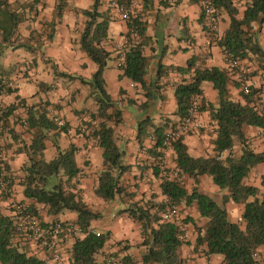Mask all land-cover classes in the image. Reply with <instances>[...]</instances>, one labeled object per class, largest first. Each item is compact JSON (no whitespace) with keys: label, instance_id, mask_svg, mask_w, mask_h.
<instances>
[{"label":"crops","instance_id":"obj_1","mask_svg":"<svg viewBox=\"0 0 264 264\" xmlns=\"http://www.w3.org/2000/svg\"><path fill=\"white\" fill-rule=\"evenodd\" d=\"M93 1L66 0L65 9L57 15L56 0H0V19L6 20L4 25H11L14 13L20 17V21L11 29L13 32L10 31L11 33L4 40L2 38L4 33L0 29L1 85L4 87L8 82L12 83V86L7 87L6 92L0 97L5 107H15L13 114L7 116L2 138L5 165L15 177L12 183L14 200L23 202L28 208L34 207L42 222H76L75 212L65 211L47 216L42 204L34 203L22 193L20 178L28 159L23 144H29L33 139V130L24 124L27 119L26 109L29 106L35 108L46 106L48 114L51 117L56 114L63 118L67 125L73 128L74 134L57 132L56 129L49 131L44 140V158L49 160L55 156L54 141L61 149L73 144L77 148L75 161L80 169L77 183L74 182L75 179L73 182L76 183L80 197L91 209L96 207L101 216L104 210L108 213L110 210H115V213H118L112 214L114 218L112 224H106L103 228H98L101 224V216L91 222L90 226L93 229L110 233L102 254L98 255V260L102 261L108 253L117 251L120 246L116 242L121 240L128 241L127 243L131 245L129 253L139 259L137 246L141 241L139 224L135 229V222L122 209L131 203V199L141 203L148 200L159 202L164 196L159 188L160 176L154 173L156 157L153 153L156 138L152 140V136L155 137L153 128L148 127V134L139 141L138 122L145 117H151L153 125H167L164 128L166 130L179 120L175 114L174 89L181 79H188L189 74H181L175 67H185L189 59L195 58L198 65L217 66L228 70L217 39L228 27L229 16L225 10H217L213 29L207 24L205 17L202 18V9L197 0H140L136 8V17L144 23V36L141 37L142 53L148 59L144 85H140L126 77H121L122 70L116 65L118 51H122L126 46L127 24L116 15L110 5L112 0H100L98 6L100 19L108 21L107 38L102 44L111 52V59L104 68L103 78L105 88L115 102V108L121 112V122L111 125L114 129L116 145L122 152L121 163L128 166V170L120 178V184L127 193L131 194V197L124 199L104 201L94 193L98 175L104 167L102 148L93 138L86 135L88 129L82 134L78 127L82 117L83 120H87L89 112L96 110L97 105L90 94L89 85L61 74L67 73L90 79L97 68L95 62L80 48L79 42L86 18L82 10L91 8ZM247 1L234 0L239 15H242ZM259 43L264 49V26L259 33ZM52 63L55 64L54 67ZM243 65L249 71L250 85L258 88L263 83L261 72L256 70L257 66L252 61H242ZM24 66L27 67L26 72L21 71ZM57 71L58 75H56ZM47 85L52 87L48 88ZM8 88L12 91L7 92ZM202 91L206 103L216 104L217 92L209 82L202 84ZM229 91L233 98L244 102L240 88L234 83L229 84ZM56 92L57 95H61V100L57 99V110L53 111L51 109L56 100ZM68 93L73 94L74 98L71 102L67 99ZM256 101L257 106L264 109V91L257 95ZM199 119L203 123V128L184 135L182 141L191 155L212 156L215 125L210 119L208 110L199 111ZM244 132L252 148L264 153V128L247 126ZM233 149L237 152L239 144ZM165 154L167 165L169 168H174L173 148L167 149ZM256 170H263L264 174V163L255 166L245 182L258 186L264 194V186L248 181L251 176L254 177ZM187 179L192 187L191 178L187 177ZM198 186L199 191L209 194L219 203L222 194L226 193L220 190L207 175L201 176ZM186 188L191 189L187 186ZM187 208L188 210L192 208L193 213L188 215L198 225L205 222L198 216L194 206ZM225 208L232 222L240 221L242 204L228 201L225 203ZM0 209L7 215L13 210L12 199L4 196L3 193H0ZM132 227H134V235L129 233ZM187 228L191 239L189 244L183 245L180 250V256L185 259V264H221L220 256L213 255L207 258L201 253L192 251L195 231L190 223ZM73 242L74 238L67 237L61 243L62 254L67 263ZM27 246L30 253L43 258V249L34 244ZM258 254L264 264V245L259 247Z\"/></svg>","mask_w":264,"mask_h":264},{"label":"trees","instance_id":"obj_2","mask_svg":"<svg viewBox=\"0 0 264 264\" xmlns=\"http://www.w3.org/2000/svg\"><path fill=\"white\" fill-rule=\"evenodd\" d=\"M213 4L215 18L217 10L220 9L225 10L229 16L228 27L217 39L218 46L223 53H230L241 63L252 61L257 66L256 70L261 72L263 83L258 88L249 85L250 91L245 93L241 89V82L234 79L229 70L217 66L198 65L195 58L189 59L185 67H175L181 74H189L188 79H181L175 86V114L179 119L185 117L192 99H199V111L208 110L215 125V136L212 141L214 155L193 156L180 138L172 145L174 168L178 170L180 176L191 178V189L188 190L178 178H160L159 188L164 196L163 200L159 202L148 200L142 203L132 201L122 209L129 218L139 224L141 236V241L137 243L139 259L129 253L131 245L121 240L116 242L120 246L117 251L108 253L102 261L98 260V255L102 254V249L110 238V233L105 231L96 235L88 230L91 222L97 220L101 213L92 210L76 189L80 171L75 161L77 148L70 144L66 149H61L54 141L56 154L49 160L45 159L44 140L48 132L54 129L62 132L64 128L56 125L46 106L39 108L29 106L26 109L27 119L24 124L33 130V139L31 143L23 144L28 159L20 178L22 193L34 203L42 204L47 216L65 211L77 214L75 223L82 228L84 234L74 237L67 264H105L108 255L117 257L119 264H185V259L180 256L184 243L180 239L179 228L174 223L161 219V212L167 202L185 207L194 206L198 216L205 220L202 225H198L191 216L183 220L186 226L189 223L193 225L194 253H201L207 258L213 255L220 256L221 264H257L258 249L264 245V194L258 186L247 184L244 180L249 177L255 166L264 163V153L252 148L245 137L244 129L247 126L264 128V115L260 113L256 103L257 95L264 91V49L259 43V33L264 26V0H248L242 15H239L234 0H213ZM99 5L100 0H94L91 8L82 10L86 18L79 40L80 48L97 65L95 72L90 79L67 73L61 74L69 79H79L90 87V94L97 107L88 114L87 123L90 125L93 122V126L91 125V128L84 126V130L88 129L86 135L93 138L102 148L104 166L98 175L94 193L104 201H113L131 197V194L120 184V178L128 170V166L121 163L122 152L116 145L111 125L121 122V112L115 108V102L105 88L103 71L111 59V52L102 44L107 38L108 21L100 19ZM65 6L66 0H56V14L60 15ZM11 21L13 22L8 26L4 25L6 22L4 18L0 19L3 40L13 32L11 29L20 21V17L14 13ZM133 25L140 40L132 42L129 39L121 51L124 58V65L120 68L121 77L144 85L148 66V59L142 53L141 43L144 23L137 17L133 20ZM247 75L250 78V74ZM205 82H209L216 90V104L206 103L203 99L202 84ZM231 83L240 88L244 102L231 96L229 91ZM11 91V88H8L7 92ZM14 108L5 107V124L7 116L13 114ZM150 126L156 138L153 154L157 157L161 137L167 125L155 126L151 117L141 119L137 128L139 141L148 134L147 129ZM236 144H239L237 152L233 149ZM222 152H224L222 157L218 158ZM154 173L159 176L156 166ZM202 175H207L220 190L226 192L222 194L220 203L209 194L199 191L198 185ZM74 179L76 183L73 182ZM262 185L264 186V178ZM228 201L243 205L240 221L232 222L229 219L225 208ZM29 209L39 216L34 207L29 206ZM27 245L15 239L12 218L0 209V264H47L45 259L30 253Z\"/></svg>","mask_w":264,"mask_h":264},{"label":"built area","instance_id":"obj_3","mask_svg":"<svg viewBox=\"0 0 264 264\" xmlns=\"http://www.w3.org/2000/svg\"><path fill=\"white\" fill-rule=\"evenodd\" d=\"M140 0H112L110 5L114 9L115 13L119 18L127 24V35L125 37V44L130 39L132 42H138L140 40L139 34L137 33L136 27L133 25V20L137 18V5ZM202 12L204 14L207 24L214 29L215 25V8L213 0H197ZM225 61L228 66L229 72L232 77L241 82V89L248 93L250 91V78L247 75V71L242 66V63L234 58L230 53H223ZM117 67L121 68L124 65V58L121 51L117 53ZM21 71L26 72L27 67H22ZM12 83L8 82L6 86L0 85V96L6 92L7 87H11ZM134 86V84H131ZM260 113L264 115V109L260 108ZM5 106L0 97V193H3L8 198L12 199L13 210L10 214L14 227H15V239L21 243L34 244L40 249L44 250L43 259L51 262L52 264H67L63 257L61 250V243L67 237L82 236V228L75 222H42L39 217L21 201L14 200V189L13 180L14 175L10 173L5 165V155L2 148V138L5 131ZM53 121L60 128H64L66 134H74L73 128L69 127L65 120L59 116H52ZM203 128V123L199 119V99L193 98L187 115L179 121L164 130L161 137V144L158 148L159 155L155 158V165L158 168L160 178H183L180 176L176 168H169L166 159V150L172 148L174 142L182 138L184 135L199 131ZM85 131L83 127L80 128ZM152 140L155 137L152 136ZM224 152L218 155L221 158ZM161 219L170 221L177 225L181 234L180 239L186 245L191 239L190 231L183 222L182 210L178 205L171 202H167L165 209L161 212ZM89 231L99 235L100 232L93 229L91 226L88 228ZM257 264H261L259 254L256 255ZM105 264H119L117 257L108 256L105 259ZM263 264V263H262Z\"/></svg>","mask_w":264,"mask_h":264},{"label":"rangeland","instance_id":"obj_4","mask_svg":"<svg viewBox=\"0 0 264 264\" xmlns=\"http://www.w3.org/2000/svg\"><path fill=\"white\" fill-rule=\"evenodd\" d=\"M69 9H71L70 7H69ZM52 66L54 67L55 66V64L54 63H52ZM243 67H244V69L246 70V67L243 65ZM247 71V73H249V71L248 70H246ZM56 75H58V74H56ZM66 81H68V79L66 80ZM70 81V80H69ZM127 81V80H126ZM55 85V84H54ZM68 95V101H72L73 100V98L74 97H72L73 96V94H70V93H68L67 94ZM55 96H56V100H55V103H53L54 104V106L52 107L53 109H51V110H57V99H60L61 100V95L60 94H58L57 95V92L55 93ZM58 105L60 106V104L58 103ZM56 114H54L53 116H55ZM56 116H58V115H56ZM63 119V118H62ZM87 120H83V117H82V119L80 120V125L78 126L79 127V129L81 128V127H83L84 128V126H86V128H91L90 126L92 125L93 126V122H91L90 123V125L87 123V121H89V115H88V117L86 118ZM80 132H83L82 134H85V131H82L81 129H80ZM236 152V151H235ZM256 174L254 175V177L252 178V176H251V178L250 179H248V181H250V182H254V183H257L259 186H261V187H263V185H262V180H263V178H264V174H263V170H261V171H259V170H256V172H255ZM180 180H182V182H183V184L185 185V186H187L189 189L191 188L190 187V185H191V183H189V181H188V179L187 178H185V177H183V178H180ZM247 180V178L244 180V181H246ZM261 190V189H260ZM215 199V198H214ZM216 200V199H215ZM132 201H134L133 199H131V203H132ZM179 206V208L182 210V215H183V220L184 219H186V217H188L189 215L188 214H192L193 212H192V208H189V210H188V208L187 207H185L184 205H178ZM94 211H96L97 210V208L96 207H93L92 208ZM188 212V213H187ZM115 213V210H110V212L108 213L106 210H104L103 211V213H102V216L100 217L101 218V224L98 226V228H103V226L104 225H109V224H112V221L114 220V218H113V216H112V214H114ZM116 215L118 214L117 212L115 213ZM137 225H138V223H136L135 222V224H134V227H135V229L137 228ZM134 227H132V231L131 232H129L131 235H134ZM137 231V230H136ZM137 236V235H136ZM133 240H134V238H133ZM115 241V240H114ZM126 242H128L127 240H126ZM108 256H114V255H108ZM115 257V256H114ZM260 259H261V262L263 263V260H262V258L260 257ZM261 263V264H262Z\"/></svg>","mask_w":264,"mask_h":264}]
</instances>
